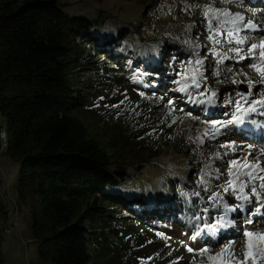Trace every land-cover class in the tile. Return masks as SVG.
Returning a JSON list of instances; mask_svg holds the SVG:
<instances>
[{
    "label": "rangeland",
    "instance_id": "374dc122",
    "mask_svg": "<svg viewBox=\"0 0 264 264\" xmlns=\"http://www.w3.org/2000/svg\"><path fill=\"white\" fill-rule=\"evenodd\" d=\"M253 1L256 2L244 0L242 7L216 3L219 8L244 13L246 18L253 19L260 26L259 31L240 33L250 38L248 43L264 36V0ZM209 2L59 0L60 8L72 18L96 20L98 24L94 34L102 38L106 46L116 44L118 37H122L114 60L122 64L126 85L138 87L131 91L115 82L94 95L90 112L79 114L93 136L108 147L109 120L106 121L105 117L113 114L130 117L147 132L170 124L178 129V140L184 153L176 147L164 148L158 159L143 169L137 181L128 187L129 192L141 196L145 209L155 210L158 208L157 200L168 194V184H175L181 190H175L176 193L180 192L192 201L198 200L196 211L191 213L194 215L193 224L187 227V217L180 215L177 218L180 229L176 233L156 226L148 235L130 236V251L138 254L131 261L136 260L139 264H220L221 259L229 256V245L235 250L236 257L244 260L247 249L243 232H264V189L258 187L259 180L255 183L261 195H253L252 182H248L244 192L250 199L244 202V210L237 209L226 214V218L234 223L230 226L217 223L225 216V204L231 209L241 203L231 191L224 193L219 187L230 179L228 162L246 159L256 161L264 168V108L258 106L256 112L244 115L243 125H229L215 137L204 135L206 130L212 132L211 121L231 119L235 103L240 100L237 94L249 91L248 79L259 80L258 74L248 66L252 61L245 59L237 62L238 58L229 51L237 45L227 44L226 35L217 36L221 41L219 44L208 38L212 33L203 18L202 7ZM253 11L256 12L254 17ZM122 31L127 32L125 36H121ZM248 43L240 47L246 50ZM173 49L177 53H170ZM214 53L227 55L229 59L217 64L218 56ZM148 58L162 64L160 71H145L142 64L137 65L138 61ZM197 59L203 64L197 66ZM194 68H199L195 74L199 87L192 82ZM233 78L242 82L233 83ZM100 79L99 75L91 73L78 76L76 81L88 83ZM185 86L187 91H181ZM251 91L252 96L248 99H259L264 95V84L256 83ZM213 92L216 93L214 97L211 96ZM208 99H211V104L196 103L197 100ZM169 101H172L171 105ZM243 106L247 107L246 104ZM92 109L103 115L99 118L100 122ZM233 143L235 146L229 147ZM232 167L234 171H243L238 166ZM255 174L264 176V172L258 170ZM20 179V164L3 156L0 159V232L4 261L5 264H42L31 225L34 201L21 198ZM239 179L245 180L246 177ZM214 192L223 197V202L216 206L209 199ZM257 208L260 212L250 215ZM249 219L253 223H247ZM11 223L19 228L13 231ZM215 232L219 236L215 237ZM189 248L193 251L189 252ZM203 249L208 251L201 254ZM91 253L92 261L98 262L95 252ZM210 256L213 259L210 260ZM253 259L255 264H264V257L260 256L248 259L246 264H253Z\"/></svg>",
    "mask_w": 264,
    "mask_h": 264
},
{
    "label": "trees",
    "instance_id": "16d2710c",
    "mask_svg": "<svg viewBox=\"0 0 264 264\" xmlns=\"http://www.w3.org/2000/svg\"><path fill=\"white\" fill-rule=\"evenodd\" d=\"M97 24L72 18L59 0H0V131L9 137L4 156L21 166L20 196L34 201L31 225L42 264H139L131 261L138 254L130 251V236L156 226L176 233L177 218L186 216L192 226L196 211L198 200L176 193L172 183L155 210L129 192L164 148L184 153L173 124L147 132L128 116H107L108 148L80 118L107 87L138 88L126 85L114 60L122 37L106 46L94 34ZM141 64L153 72L162 66L151 58ZM91 73L101 79L76 81ZM93 115L99 122L103 116Z\"/></svg>",
    "mask_w": 264,
    "mask_h": 264
},
{
    "label": "snow or ice",
    "instance_id": "6c2138e0",
    "mask_svg": "<svg viewBox=\"0 0 264 264\" xmlns=\"http://www.w3.org/2000/svg\"><path fill=\"white\" fill-rule=\"evenodd\" d=\"M222 4H234L238 7H242L244 0H210L209 3L203 5V18L207 22V27L210 33L208 38L213 40L216 44L221 43L217 36L226 35V43L227 44H235L237 47H232L229 49L230 52L234 53L238 58L237 62L240 60L248 59L252 61L248 66L251 67L259 76L258 81H253L252 79H248V88L249 91L247 93H238L237 95L240 97V100H237L235 103V112L232 114L231 119L222 121V120H214L211 121L212 132L209 133L207 130L204 135L211 134L213 137L220 134L222 129L227 128L229 125H243L245 123L244 115L248 113H253L257 111V107L264 108V95H262L259 99L249 100L248 97L252 96L251 89L255 87L256 83L264 84V36H262L258 41H253L248 43L249 37L246 35H241L240 33L243 31H259L260 26H258L253 19L246 18L245 14L242 12H232L228 8H219L216 6V3ZM256 12H252V16L254 17ZM248 43V47L245 50L242 45ZM218 56L217 64H222L226 59H229L227 55L214 53ZM197 66L203 64V61L197 59L195 61ZM231 71V69H229ZM199 72V68L193 69V77L192 82L195 87H199V82L195 79V74ZM219 75V72L216 73ZM246 75V74H245ZM242 81H237L233 78V83H238ZM181 91H187V87H182ZM204 95V93H201ZM216 93H211V96H215ZM243 101V104L241 103ZM196 103L211 104V99L205 100H197ZM172 104V101H169V105ZM246 104L247 107L243 105ZM242 131V130H241ZM234 143L229 145V147H234ZM251 147V145H249ZM249 153L248 155H250ZM228 176L230 179L226 180L224 184L219 187L223 190L224 193H228L231 191L234 195H236V199L240 200L241 203L237 204L234 208L229 209L225 204V216H222L219 220H217L218 224H223L225 226H230L234 223V221L228 220L226 218V214L229 211H237V209L243 211L245 208L244 202L248 201L250 198L248 195H245V187L248 182H252L251 192L255 196H260L261 193L257 191V185L255 181L259 180L260 183L258 187L260 189H264V176L256 175V171L264 172V168L260 166V164L256 161H247L244 159L241 160H232L228 162ZM232 166H238L242 168L243 171H234ZM241 176L246 177L245 180H240ZM219 178V177H217ZM205 183V181H201ZM199 195V193H196ZM210 200L214 201V206L219 205L223 202V197L219 192H214L209 197ZM205 212L208 211L207 208L204 209ZM260 212V208H257L255 212H251L250 215H257ZM247 223H253V220L249 219ZM243 237L246 240V251L244 252V260H240L236 257L235 250L229 245L227 251H229V256L227 259H221L220 264H246L247 260L253 258L255 256L264 257V232L259 231H250L245 230L243 232ZM255 249V251H253ZM189 252H192L193 249L189 248ZM208 249H203V252H207ZM222 254H218L220 256ZM209 259H213V257H209ZM253 264H255V260L253 259Z\"/></svg>",
    "mask_w": 264,
    "mask_h": 264
},
{
    "label": "built area",
    "instance_id": "2783aa9c",
    "mask_svg": "<svg viewBox=\"0 0 264 264\" xmlns=\"http://www.w3.org/2000/svg\"><path fill=\"white\" fill-rule=\"evenodd\" d=\"M0 159L8 152L9 149V137L5 131H0ZM11 228L14 231L16 228H19L18 225L14 227V224L11 223Z\"/></svg>",
    "mask_w": 264,
    "mask_h": 264
},
{
    "label": "bare ground",
    "instance_id": "6f19581e",
    "mask_svg": "<svg viewBox=\"0 0 264 264\" xmlns=\"http://www.w3.org/2000/svg\"><path fill=\"white\" fill-rule=\"evenodd\" d=\"M214 236H215V237H217V236H219V235H218V233H217V232H215Z\"/></svg>",
    "mask_w": 264,
    "mask_h": 264
},
{
    "label": "water",
    "instance_id": "95a60500",
    "mask_svg": "<svg viewBox=\"0 0 264 264\" xmlns=\"http://www.w3.org/2000/svg\"><path fill=\"white\" fill-rule=\"evenodd\" d=\"M246 92H247V89L246 88H243Z\"/></svg>",
    "mask_w": 264,
    "mask_h": 264
}]
</instances>
